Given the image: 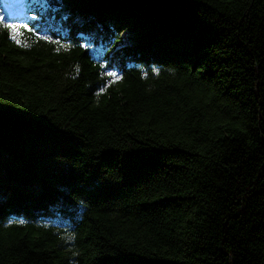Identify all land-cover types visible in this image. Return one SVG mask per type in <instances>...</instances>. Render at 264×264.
I'll return each mask as SVG.
<instances>
[{"label":"trees","instance_id":"1","mask_svg":"<svg viewBox=\"0 0 264 264\" xmlns=\"http://www.w3.org/2000/svg\"><path fill=\"white\" fill-rule=\"evenodd\" d=\"M22 7L0 264H264V0Z\"/></svg>","mask_w":264,"mask_h":264},{"label":"rangeland","instance_id":"2","mask_svg":"<svg viewBox=\"0 0 264 264\" xmlns=\"http://www.w3.org/2000/svg\"><path fill=\"white\" fill-rule=\"evenodd\" d=\"M19 6H22V0H0V12L4 16H7L9 18H11L12 13L20 11ZM3 162L12 164L14 163V160L12 159L11 156L7 155L3 147L0 146V179L3 177V170H2Z\"/></svg>","mask_w":264,"mask_h":264},{"label":"snow or ice","instance_id":"3","mask_svg":"<svg viewBox=\"0 0 264 264\" xmlns=\"http://www.w3.org/2000/svg\"><path fill=\"white\" fill-rule=\"evenodd\" d=\"M33 19H35V17H33ZM0 25H3L5 29H8L10 31L11 38L13 40H15L18 44L22 43L21 40L17 39L18 36L22 35V32L20 31V28L22 27L21 25L6 22V17L3 14H0ZM29 31L31 30L29 29ZM41 39H47V37H41ZM80 46L84 47V45ZM102 67L104 66L102 65ZM107 75L109 77L118 78L116 72H107ZM101 91H103V88H101Z\"/></svg>","mask_w":264,"mask_h":264}]
</instances>
